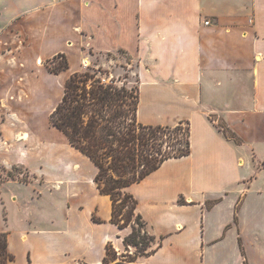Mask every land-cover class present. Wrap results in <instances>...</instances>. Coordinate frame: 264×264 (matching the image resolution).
I'll return each instance as SVG.
<instances>
[{
  "label": "crops",
  "instance_id": "1",
  "mask_svg": "<svg viewBox=\"0 0 264 264\" xmlns=\"http://www.w3.org/2000/svg\"><path fill=\"white\" fill-rule=\"evenodd\" d=\"M118 49L137 63L138 121L189 128L188 155L128 188L156 237L138 261L264 264V0H0V168L29 177L0 183L15 261L98 264L109 241L125 250L96 165L50 122L89 51ZM58 53L68 66L54 72ZM51 205L57 229L43 227Z\"/></svg>",
  "mask_w": 264,
  "mask_h": 264
},
{
  "label": "trees",
  "instance_id": "2",
  "mask_svg": "<svg viewBox=\"0 0 264 264\" xmlns=\"http://www.w3.org/2000/svg\"><path fill=\"white\" fill-rule=\"evenodd\" d=\"M50 63L54 72L68 66L64 53L55 55ZM99 71L102 70L87 66L67 78L62 98L50 114V122L96 165L94 181L99 191L111 199L110 221L118 228H124L135 214L136 226H132L123 237L125 251L119 253L109 241L98 264H146L140 263L138 257L152 253L153 249L149 248L156 242V237L137 211V200L128 188L158 168L164 160L188 155L189 128L187 138L182 141L177 135L181 122L175 125L141 123L137 119L138 87L117 85L113 80L106 82ZM220 128L224 135L238 140L226 126ZM173 132L176 135L170 137L169 133ZM128 202L131 205L123 213ZM93 219L100 221L95 215ZM0 264H19L8 250L7 233L3 231H0ZM25 264L34 263L29 260ZM68 264L92 263L77 261Z\"/></svg>",
  "mask_w": 264,
  "mask_h": 264
},
{
  "label": "rangeland",
  "instance_id": "3",
  "mask_svg": "<svg viewBox=\"0 0 264 264\" xmlns=\"http://www.w3.org/2000/svg\"><path fill=\"white\" fill-rule=\"evenodd\" d=\"M89 54L92 56V62L88 66L92 69L102 70L101 72L99 71L98 74L101 75L102 78L106 82L113 80L114 83H116L117 85L125 84L128 87H133V88L138 87V76H137V72H136L137 63L131 57V55L128 54L126 51H122L120 49L115 50V51H109V52H107V51H101V52L100 51H91L90 52L89 51ZM50 65H51V63H50ZM85 69H87V67ZM85 69H82V70H85ZM212 118L216 120L217 125H219L220 127L221 126L225 127L224 122L220 118H218L217 116H214V115H212ZM173 125H175V124H173ZM187 129H188L187 120H185V119L181 120V128L177 131L178 132L177 135L182 141H184L187 138ZM174 134L176 135V133H174V132H173V134L169 133L170 137ZM167 137H168V135H167ZM9 179H20V180L28 181L29 177L24 172L23 169H20L16 166L11 167L9 169L0 168V183L2 184L3 182H5L6 180H9ZM30 191L32 193V190H30ZM130 205H131V203L128 202L127 206H125L123 209V213L126 212V210L128 209V206H130ZM10 207H11V205H10ZM31 207H32V209H34V205H32ZM48 212H50L49 215H51L52 218H51V220L49 219L50 222H47V223L45 220L46 225L44 224L43 227H47V228L49 227V229H51V228L57 229V228L61 227V225H59L60 223H58L60 219L58 218V220H56L53 217L54 216H60V213L62 212V210L61 209L55 210V208L51 205V207H49V208L48 207L44 208L43 213L46 215V213H48ZM61 215H62V213H61ZM3 218H4L3 212H2V209L0 207V226H2ZM53 221H54V223H53ZM132 226H136L135 214L131 217L130 221L128 222V225L124 228H128L129 232H130ZM133 250H134V248H132V251ZM123 251H125V250L124 249L119 250L118 252L121 253ZM72 262H77V261L74 259Z\"/></svg>",
  "mask_w": 264,
  "mask_h": 264
},
{
  "label": "built area",
  "instance_id": "4",
  "mask_svg": "<svg viewBox=\"0 0 264 264\" xmlns=\"http://www.w3.org/2000/svg\"><path fill=\"white\" fill-rule=\"evenodd\" d=\"M208 22H209V21H205V23H208ZM41 62H42V59H37V60H36V63H37V64H40Z\"/></svg>",
  "mask_w": 264,
  "mask_h": 264
}]
</instances>
